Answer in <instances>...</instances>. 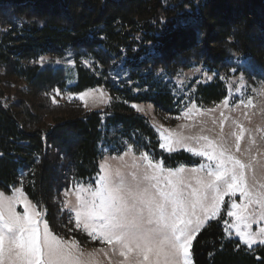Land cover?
Instances as JSON below:
<instances>
[{
	"label": "trees",
	"instance_id": "1",
	"mask_svg": "<svg viewBox=\"0 0 264 264\" xmlns=\"http://www.w3.org/2000/svg\"><path fill=\"white\" fill-rule=\"evenodd\" d=\"M0 29V67L28 94L47 100L53 121L45 129V116L0 96V191L22 187L64 237L87 240L74 223L66 224L63 194L98 176L103 147L132 145L137 134L160 145L131 104L154 105L167 123L165 117L178 118L183 107L166 78L193 67L214 75L196 90L199 107L224 101L230 79H264V0H0ZM68 49L77 72L72 88L63 70L38 65L45 56L64 57ZM97 88L112 99L105 113L53 100L58 93ZM223 219L195 239L194 263L264 264V247L248 251L229 239Z\"/></svg>",
	"mask_w": 264,
	"mask_h": 264
},
{
	"label": "snow or ice",
	"instance_id": "2",
	"mask_svg": "<svg viewBox=\"0 0 264 264\" xmlns=\"http://www.w3.org/2000/svg\"><path fill=\"white\" fill-rule=\"evenodd\" d=\"M223 103L227 105L228 100ZM248 103H252L250 98ZM244 131L241 125L239 133H233L237 152ZM164 139L167 141L168 137ZM200 139L208 141L206 136ZM161 147L171 151L167 143ZM188 151L208 161L206 165H199L207 179H198V187L174 176L182 169L165 171L158 159L152 164L155 157L150 158L146 152L140 154V159L147 164L139 174L126 175L120 169H112L105 161L100 165L103 174H98L93 182L98 186L93 187L92 183L87 188L81 186L80 193L87 195L77 194L78 204L68 209L69 223L82 228L92 239L111 246L113 254L125 258L119 264H190L192 242L202 226L220 215L222 205L226 208L225 215L235 218L231 228L245 245L251 248L257 243L264 244V227L252 230L253 224L264 221V191L250 190L245 175L250 165L231 154L226 143L217 145L208 141L199 151L193 148ZM261 188L264 189V185ZM17 191L24 197L22 189ZM237 191L248 201L243 207L231 200ZM226 196L230 201L227 204ZM23 202V215L10 213L4 218L0 214V264H4L5 253L10 264H80L70 248L62 247L64 241L53 235L46 220L43 229L39 228L38 214L29 211V201ZM253 202L260 205L258 216L247 213L248 205ZM222 222L229 224L227 219ZM229 231L225 228L226 233ZM133 254L134 259L129 261Z\"/></svg>",
	"mask_w": 264,
	"mask_h": 264
},
{
	"label": "rangeland",
	"instance_id": "3",
	"mask_svg": "<svg viewBox=\"0 0 264 264\" xmlns=\"http://www.w3.org/2000/svg\"><path fill=\"white\" fill-rule=\"evenodd\" d=\"M1 33L2 30L0 29V35ZM38 65L42 70L48 68L63 70L67 88H72L77 84V72L72 49H68L66 55L62 58H55L52 55L45 56L39 60ZM214 79L215 76L208 74L206 69L202 67H193L174 78H166V81L171 85L172 93L179 100L180 106L183 107L182 114L178 118L173 119L172 116H166L165 120L167 123L160 120L154 105L149 103L131 104L130 109L150 123L159 138L160 145L151 146L148 140L144 142L142 138H139L140 134H137V139L132 145L127 141L122 142L116 139L118 146L113 144V146L102 148L104 153L101 163L106 161L112 169H120L126 175L132 172L139 174L145 170L147 164V161L140 159V154L141 152H146L150 158L155 157V159H152V164H155L158 159L161 161L165 171L167 169H182V171L174 173V176L182 178L185 184L198 187V179H207L206 173L199 169V165H206L208 161L206 157L195 155L194 152H190L188 149L193 148L199 151L201 146L206 145L208 141H212L217 145L226 143L231 154L250 165L245 170L250 190L253 192L264 191L261 188V185H264V79L259 77H252L250 80L245 77L230 79L228 82V96L226 98L228 100L227 105L222 101L219 104L202 105L199 107L196 103V90L200 85L212 83ZM0 96L3 101H7L13 105L23 103L33 114L45 116V129L52 125V117L47 116L52 111L47 100L28 94L25 86L16 77L7 75V70L2 67H0ZM249 98L252 101L251 104L248 103ZM53 100L55 102L78 101L85 112L105 113L112 105L110 93L105 88L90 89L82 94L65 93L60 95L58 93L55 94ZM241 100L244 101L243 104L240 103ZM133 105L136 107H133ZM171 122L175 123L170 125ZM241 125L245 129L244 138L239 141L240 150L237 152L235 148L236 138L233 133H239ZM205 136L208 138V141L200 139ZM164 137H168V140L165 141ZM164 143H167L171 147V151L161 147V144ZM118 147L121 149L120 154H116ZM183 156H185V160L182 161L180 157ZM192 169H197V171L193 172ZM148 170L151 171V169ZM99 174H103L101 168ZM97 177L91 182L77 183L74 188L67 191V196H65V193L63 194L64 208L68 213V209H72L78 204V193L87 195L86 192L80 193L81 186L87 188L92 183L93 187H97L98 185L93 183L97 180ZM18 189H22V187L15 189L12 194L0 191V193H3V196H0V214L4 218H7L10 213L23 215L25 208L23 201L27 200L30 202L28 204L29 211H35L38 214L37 219L40 221L39 228L42 230L44 227L43 221L46 220L48 222L46 208L34 204L24 191V197H21L19 191H17ZM224 200L226 204L230 202L227 196ZM231 200L241 207L248 204V201L239 191H237L235 196L231 197ZM225 211L226 208L222 205L220 215L202 226L197 236L211 222L225 218L229 221V224L226 225L230 229L227 232L229 239L240 242L248 251L264 247V244L259 243L253 245L251 248L245 245L242 239L236 235L235 229L231 228V225L236 222L235 218L227 217ZM260 211L259 204L253 202L248 205V214L258 216ZM197 214L201 215L199 210H197ZM71 215L74 219L75 213L72 212ZM66 224L69 225V222H66ZM48 225L53 235L62 238L64 241L62 247L66 250L70 248L73 256L78 257L80 264H119L120 261L125 259L124 257H120L118 253L113 254L111 246L87 236L82 228L75 227V224L74 229L76 232L85 236L87 240L77 238L76 236L64 237L55 233L49 222ZM260 227H264V221L253 224L252 230L258 231ZM194 241L190 249V264H195L192 252ZM100 249H104V252H101ZM105 252L108 253L107 256L104 254ZM128 259L132 261L134 254L129 256ZM4 264H10L7 253L4 256Z\"/></svg>",
	"mask_w": 264,
	"mask_h": 264
}]
</instances>
